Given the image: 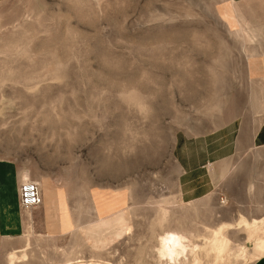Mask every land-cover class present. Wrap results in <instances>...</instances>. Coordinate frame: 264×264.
Returning a JSON list of instances; mask_svg holds the SVG:
<instances>
[{
    "label": "rangeland",
    "instance_id": "obj_1",
    "mask_svg": "<svg viewBox=\"0 0 264 264\" xmlns=\"http://www.w3.org/2000/svg\"><path fill=\"white\" fill-rule=\"evenodd\" d=\"M2 162L0 264H257L264 0H0Z\"/></svg>",
    "mask_w": 264,
    "mask_h": 264
},
{
    "label": "crops",
    "instance_id": "obj_2",
    "mask_svg": "<svg viewBox=\"0 0 264 264\" xmlns=\"http://www.w3.org/2000/svg\"><path fill=\"white\" fill-rule=\"evenodd\" d=\"M6 168H7V166L5 163H3V162L0 163V187H1V195H0L1 206H0V208L3 212H4L5 205H7L9 203V199L6 197V194L8 193L6 187L11 184L10 185L12 188V197L11 198H12V200H15V202H16V195H17L16 181L15 180L12 181V180L7 179ZM40 185L42 188L41 189L42 190L41 198H42V202L44 205L43 207H44V211H45V216L47 219V224H49L48 219L50 216H52L53 214H58V215L64 214V212H63L64 197H63L61 191H56L51 186L46 185L45 182L40 183ZM49 193H54L56 198L53 200H50L48 198ZM43 195L44 196L46 195L47 198H44ZM15 205H16V203H15ZM15 205L11 206L12 207V209H11L12 213H14ZM14 217H15V213H14ZM6 219H8L7 215H6ZM48 230H49V225H48ZM53 231H55V230H53ZM53 231L49 230V232H53ZM257 264H264V259H260Z\"/></svg>",
    "mask_w": 264,
    "mask_h": 264
},
{
    "label": "bare ground",
    "instance_id": "obj_3",
    "mask_svg": "<svg viewBox=\"0 0 264 264\" xmlns=\"http://www.w3.org/2000/svg\"><path fill=\"white\" fill-rule=\"evenodd\" d=\"M38 187H39V185H38ZM39 190H40V188H39ZM184 242H185V239L180 234L175 233V232H167L166 234H164V236H162L160 238V241H159L160 248L158 250L159 255L162 258H166V259L170 260L171 263H172V261L173 262L176 261V263H177L178 258L186 253L187 247L184 244ZM184 258L186 259V257H184Z\"/></svg>",
    "mask_w": 264,
    "mask_h": 264
},
{
    "label": "built area",
    "instance_id": "obj_4",
    "mask_svg": "<svg viewBox=\"0 0 264 264\" xmlns=\"http://www.w3.org/2000/svg\"><path fill=\"white\" fill-rule=\"evenodd\" d=\"M18 201L23 211L38 208L42 203L41 193L36 182H22L18 189Z\"/></svg>",
    "mask_w": 264,
    "mask_h": 264
}]
</instances>
